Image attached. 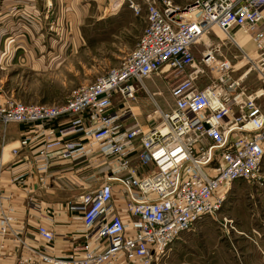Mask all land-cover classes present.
I'll return each mask as SVG.
<instances>
[{
  "label": "built area",
  "instance_id": "obj_1",
  "mask_svg": "<svg viewBox=\"0 0 264 264\" xmlns=\"http://www.w3.org/2000/svg\"><path fill=\"white\" fill-rule=\"evenodd\" d=\"M125 3L134 15L145 13V25L120 65L81 85L62 102L0 99L2 136L9 123L39 126L19 144L37 141L41 146L44 161L37 171L42 186L47 184L43 174L48 153L75 159L87 153L86 140L103 144L113 166L96 185L80 192L71 207L84 225L83 241L67 254L53 255L48 248L54 232L40 225L37 234L44 246L15 264H163L183 232L220 210L231 183L262 182L264 29L258 26L264 21V0H200L189 8L194 9L191 18L172 0ZM211 31L223 34L253 64L242 75L256 70L261 80L257 89L247 91L242 75L231 77L226 62L217 66L211 82L192 85L199 73L194 50ZM236 32L252 43L253 56L242 49ZM203 46L202 63L214 64L212 50ZM185 67L194 69L184 71ZM161 70L162 78L182 76L168 85L172 107L162 110L155 104L144 124L120 130L110 112L114 94L130 111L128 102L146 89L143 81ZM178 84L184 87L181 92L174 91ZM56 120L58 125L47 126ZM73 135L78 139H70ZM118 202L127 221L115 211ZM9 222L5 217L0 224L1 236L10 230Z\"/></svg>",
  "mask_w": 264,
  "mask_h": 264
},
{
  "label": "crops",
  "instance_id": "obj_2",
  "mask_svg": "<svg viewBox=\"0 0 264 264\" xmlns=\"http://www.w3.org/2000/svg\"><path fill=\"white\" fill-rule=\"evenodd\" d=\"M101 5L102 0H0V60L6 55L10 64L19 60L31 68L44 70L46 56L51 54L53 60L55 55H60L54 50L55 45L63 40V44L68 41L69 46L76 30L84 27L85 18L91 16L94 8L99 13ZM106 11L107 6L104 8L105 16L102 14L96 19L101 17L99 20H108L111 18L106 17L113 15V18L122 20L120 37H128L130 43L135 45L142 31L139 25L135 28L136 18L132 11L120 3L112 8L111 16ZM263 24L258 28L264 27ZM237 38L242 43L244 38ZM63 44H59V48ZM146 81L149 83L150 79L143 82L148 89L151 84L148 85ZM136 95L138 117L134 113L131 115L123 102L121 107H116L115 103L121 98L117 94L113 96L115 101L110 112L114 124L120 130L144 124L145 116L151 112L141 117L140 105L143 106L150 97L142 95L141 89ZM59 123L56 120L47 126L54 127ZM38 128L15 123L10 131L6 126L5 134L0 135V156L2 154V158L5 157L0 164V224L5 217L10 219V230L0 235V264H15L19 257L30 254L31 250H41L44 244L37 234L40 225L54 232V243L48 248L53 255L67 254L73 245L83 241L81 235L85 230L84 225L80 214L71 207L76 204V196L80 192L96 185L113 167L111 156L104 153L103 144L85 139L87 153L75 159H60L55 152L48 153V168L43 174L47 184L42 186L39 179L42 174L37 171V167L44 161L41 146L37 141L27 145L19 144L23 136H33ZM70 139L78 138L73 135ZM14 148L17 149L15 154L12 152ZM132 161L136 165L134 157ZM263 165L264 157L262 176ZM263 182L264 179L258 184ZM122 208L118 202L115 211L127 221L129 216ZM201 233L205 231L194 228L188 230L179 238L180 241L173 244L163 264H236L234 253L239 262L244 260V264H253V257L264 263V245L252 244L233 246L234 252L225 247H214L216 253L202 259L204 255L194 250L198 247H193L197 245L193 243L194 240Z\"/></svg>",
  "mask_w": 264,
  "mask_h": 264
},
{
  "label": "rangeland",
  "instance_id": "obj_3",
  "mask_svg": "<svg viewBox=\"0 0 264 264\" xmlns=\"http://www.w3.org/2000/svg\"><path fill=\"white\" fill-rule=\"evenodd\" d=\"M198 1L200 0H172L184 12L195 6ZM125 2L126 0H102L99 13L94 8L95 10L90 14L91 16L85 18V25H82L84 27L76 30V35L73 36V38H76L71 39L69 46L68 41H65L64 44L66 45H64L63 40L59 43L60 45L63 44L60 48L59 44L55 45L54 50L60 55H55L56 57L53 60L51 54L46 56L47 59L48 57L50 59L45 60L44 70L31 68L19 60H15L10 64L8 57L6 55L2 56L0 60V99L9 98L24 103L62 102L69 97L73 90L92 81L97 75L109 68L120 65L125 56L132 50L134 44L133 42L130 43L128 37H120L122 34V20L113 18L114 16L111 13L112 8L119 3L126 7ZM106 6L107 14L112 15L106 18L111 19H104L103 21L99 20L101 17L96 19L102 14L105 16L104 8ZM190 12L187 15L188 18L192 17L189 15ZM135 18V28L139 25L142 31L145 25V13L142 12L141 16L135 15ZM262 22L260 24H263ZM62 32L64 37L65 33L61 30ZM215 33V31H211L204 37V40L208 39L209 49L212 50V54L216 59L214 64L206 66L202 63V51L205 47L203 44L198 45L194 50L195 63L199 68L198 75L193 76L191 80L194 86H203L211 82L215 78L216 68L220 66L221 62L229 64V74L233 78L241 76L246 69L253 67L251 62L245 60L239 47L223 38L221 33ZM236 36L244 37L240 32H236ZM246 38L244 37L245 42L242 49L253 54V46L250 41L246 43ZM184 69V71H191L194 68L185 67ZM161 75L162 70L150 79L149 90L141 89L142 95L145 96L146 94L150 97L147 98V102L145 101L146 104L140 105L139 111L142 112V118L150 111L151 114L153 113L155 104L159 105L162 110H168L172 107L173 100L168 92V85L169 83H175L178 77L182 76L167 74L165 78H162ZM146 82L149 85L148 81ZM241 84L247 91L255 90L261 84L260 76L256 70L252 69L249 73L243 75ZM135 99L137 100V95H135ZM136 100L129 101L128 104L131 107L130 114L133 115L132 113H134L138 117L136 114L138 113ZM115 104L116 107H121L122 101H117ZM13 125L15 123H9L7 130L10 131ZM5 132L6 130H4V134ZM0 135L2 136L1 127ZM3 160H5V157H3ZM263 179L264 176H262ZM258 183H250L245 180L231 183L227 188L220 210L212 216L201 219L192 227L205 231L193 242L197 244L193 247H198L194 250L199 255H204L202 259L216 253L217 250L214 247L218 246L234 252L233 246L236 245H264V182L262 184ZM185 233L187 231L183 232L180 238ZM178 241H180L179 238L173 244ZM171 248H173V245ZM234 258L236 264L245 263L243 259L239 262L235 253ZM252 263L264 264L255 257H253Z\"/></svg>",
  "mask_w": 264,
  "mask_h": 264
},
{
  "label": "bare ground",
  "instance_id": "obj_4",
  "mask_svg": "<svg viewBox=\"0 0 264 264\" xmlns=\"http://www.w3.org/2000/svg\"><path fill=\"white\" fill-rule=\"evenodd\" d=\"M194 9H189V11H187L186 13H184V16H187L188 15V13L190 12V11H193ZM223 35V34H222ZM207 36V35H206ZM244 38V37H243ZM245 38H246V36H245ZM206 40V41H205ZM205 40H203L202 41V44H205L207 47H209V45H210V43L208 42V39H205ZM244 42H245V40L243 39L242 40V43L244 44ZM251 56H253V54L251 55ZM245 73H248V71H246ZM155 76V75H154ZM241 78H243V75L241 76ZM144 82V81H143ZM144 84V83H143ZM142 88H146L147 89V87L145 86V84L143 85V87ZM146 89H144V90H146ZM184 89V87H183V85L182 84H178V85H176V89L174 90V91H176V92H181L182 90ZM147 91V90H146Z\"/></svg>",
  "mask_w": 264,
  "mask_h": 264
}]
</instances>
